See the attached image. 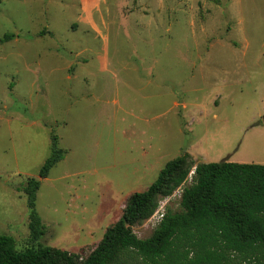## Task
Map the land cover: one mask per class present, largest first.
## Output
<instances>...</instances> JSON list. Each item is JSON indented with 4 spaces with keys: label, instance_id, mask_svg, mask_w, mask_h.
Wrapping results in <instances>:
<instances>
[{
    "label": "rangeland",
    "instance_id": "obj_1",
    "mask_svg": "<svg viewBox=\"0 0 264 264\" xmlns=\"http://www.w3.org/2000/svg\"><path fill=\"white\" fill-rule=\"evenodd\" d=\"M81 15L80 0L0 1V235L18 250L87 257L184 153L264 164V0H104L93 25ZM53 136L64 154L40 180L34 241L21 187ZM191 180L133 233L180 211Z\"/></svg>",
    "mask_w": 264,
    "mask_h": 264
},
{
    "label": "trees",
    "instance_id": "obj_2",
    "mask_svg": "<svg viewBox=\"0 0 264 264\" xmlns=\"http://www.w3.org/2000/svg\"><path fill=\"white\" fill-rule=\"evenodd\" d=\"M50 150L39 179L21 187L34 241L45 232L35 209L40 180L63 159L55 136ZM192 171L191 184L181 189L180 211H166L148 238H138L132 227L152 217ZM0 264H264V164H196L184 153L168 161L145 191L128 197L87 257L45 245L18 250L12 237L0 235Z\"/></svg>",
    "mask_w": 264,
    "mask_h": 264
},
{
    "label": "crops",
    "instance_id": "obj_3",
    "mask_svg": "<svg viewBox=\"0 0 264 264\" xmlns=\"http://www.w3.org/2000/svg\"><path fill=\"white\" fill-rule=\"evenodd\" d=\"M103 1L104 0H80L83 16L81 15L79 17V22L87 25H93V23H90L93 18V12L99 9V6Z\"/></svg>",
    "mask_w": 264,
    "mask_h": 264
},
{
    "label": "built area",
    "instance_id": "obj_4",
    "mask_svg": "<svg viewBox=\"0 0 264 264\" xmlns=\"http://www.w3.org/2000/svg\"><path fill=\"white\" fill-rule=\"evenodd\" d=\"M192 173H193V171L190 174H192ZM162 216H163V214L160 215V219L162 218ZM160 219H159V221H160Z\"/></svg>",
    "mask_w": 264,
    "mask_h": 264
}]
</instances>
